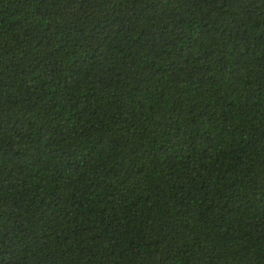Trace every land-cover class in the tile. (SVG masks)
Here are the masks:
<instances>
[{
  "label": "trees",
  "instance_id": "obj_1",
  "mask_svg": "<svg viewBox=\"0 0 264 264\" xmlns=\"http://www.w3.org/2000/svg\"><path fill=\"white\" fill-rule=\"evenodd\" d=\"M0 264H264V0H0Z\"/></svg>",
  "mask_w": 264,
  "mask_h": 264
}]
</instances>
